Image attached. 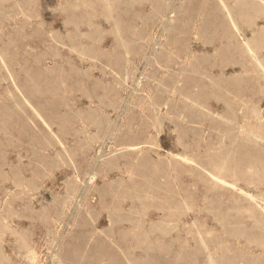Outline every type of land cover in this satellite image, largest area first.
<instances>
[{
  "label": "rangeland",
  "instance_id": "obj_1",
  "mask_svg": "<svg viewBox=\"0 0 264 264\" xmlns=\"http://www.w3.org/2000/svg\"><path fill=\"white\" fill-rule=\"evenodd\" d=\"M230 8L0 0V264H264V0Z\"/></svg>",
  "mask_w": 264,
  "mask_h": 264
},
{
  "label": "bare ground",
  "instance_id": "obj_2",
  "mask_svg": "<svg viewBox=\"0 0 264 264\" xmlns=\"http://www.w3.org/2000/svg\"><path fill=\"white\" fill-rule=\"evenodd\" d=\"M219 2H220V5H221V7H222V9L224 10V12L226 13V15H227V17H229V19L233 22V20H234V18H235V16L236 15H238V11H236V12H234V11H232L231 10V8H230V0H219ZM174 7V6H173ZM147 8V7H146ZM149 11V10H148ZM173 11V10H172ZM171 13V12H170ZM171 17H172V15H171ZM168 20V19H167ZM166 20V21H167ZM234 23V22H233ZM171 24H173V23H171ZM163 29V28H162ZM236 31V30H235ZM164 32V31H163ZM161 33V32H160ZM159 33V34H160ZM164 34V33H163ZM242 34V33H241ZM245 35V34H244ZM155 40H157V39H155ZM242 40V39H241ZM244 40V39H243ZM105 43V42H104ZM157 44V43H156ZM219 44V43H218ZM217 44V45H218ZM111 45V44H110ZM155 45V44H154ZM153 45V46H154ZM247 47H248V49H250V46H249V44L246 42V44H245ZM104 46V45H103ZM219 46V45H218ZM194 47V46H193ZM199 47V46H198ZM216 47V46H215ZM155 48V47H154ZM152 50V49H151ZM205 50V49H204ZM151 57V56H150ZM149 61V60H148ZM146 63V62H145ZM87 66H89V65H87ZM175 68H176V66H175ZM143 69V68H142ZM145 69V68H144ZM144 71V70H143ZM98 75V74H97ZM109 80V79H108ZM106 81V80H105ZM110 81V80H109ZM139 81V80H138ZM137 82V81H136ZM144 82H145V80H144ZM136 84V83H135ZM136 87V86H135ZM133 90V89H132ZM145 95V94H144ZM172 97V96H171ZM129 98V97H128ZM24 101V100H23ZM89 105V104H88ZM93 107H95V106H93ZM163 109V108H162ZM118 119V118H117ZM94 130V129H93ZM113 131V130H112ZM113 134V133H112ZM108 144V143H107ZM133 149V148H132ZM128 151V150H127ZM103 154V153H102ZM100 156V155H99ZM126 177V176H125ZM94 180V179H93ZM95 181V180H94ZM91 183H92V180L90 181ZM86 186V185H85ZM56 189V188H55ZM82 196V195H81ZM38 199H40V198H38ZM45 199V198H44ZM98 199V198H97ZM42 200V199H41ZM76 203H78V202H76ZM40 205V204H39ZM77 207V206H76ZM75 207V208H76ZM56 208V207H55ZM74 210V209H73ZM73 215V214H72ZM103 219V218H102ZM101 221V220H100ZM104 222V221H103ZM99 223H101V222H99ZM57 225V224H56ZM66 225H67V223H66ZM65 225V226H66ZM100 228V227H99ZM123 228V227H122ZM60 237H62V236H60ZM33 239H35V238H33ZM123 241L121 240V243H122ZM54 250V249H53ZM49 253V252H48ZM140 253V252H139ZM138 253V254H139ZM33 254H35V253H33ZM144 256V255H143ZM40 257V256H39ZM140 257H142V255L140 256ZM145 257V256H144ZM33 261H35V260H33ZM51 261V260H50Z\"/></svg>",
  "mask_w": 264,
  "mask_h": 264
}]
</instances>
